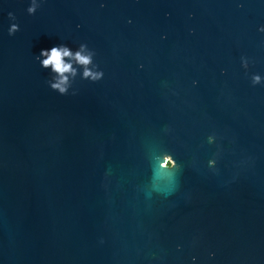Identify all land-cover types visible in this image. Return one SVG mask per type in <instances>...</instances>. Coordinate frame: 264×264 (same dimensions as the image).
<instances>
[{
	"label": "water",
	"instance_id": "obj_1",
	"mask_svg": "<svg viewBox=\"0 0 264 264\" xmlns=\"http://www.w3.org/2000/svg\"><path fill=\"white\" fill-rule=\"evenodd\" d=\"M30 3L0 0V264H264V0ZM81 43L104 76L60 95L35 57Z\"/></svg>",
	"mask_w": 264,
	"mask_h": 264
},
{
	"label": "clouds",
	"instance_id": "obj_2",
	"mask_svg": "<svg viewBox=\"0 0 264 264\" xmlns=\"http://www.w3.org/2000/svg\"><path fill=\"white\" fill-rule=\"evenodd\" d=\"M242 6V5H241ZM103 7V5H101ZM28 14L32 15L36 12V6L34 4V0H31L30 6L27 8ZM9 18L16 19L13 13H8ZM131 22V21H129ZM17 31H19L18 24H12L11 28H9V35H14ZM260 31H264V28H261ZM95 52L91 50L87 44L81 43L76 50L66 46L59 45L54 46L50 50H42L40 55L36 56L35 59L39 61L40 65L44 69H50L52 73V78L48 81L50 88L53 91L58 92L60 95H67L69 93L70 87L69 85V76L73 78V82L75 80L77 74V68L73 65L83 66V75L81 76L82 80H88L91 82H97L101 80L104 76L103 71L99 68V65L94 62ZM242 67L244 69L248 68V60L245 57L241 58ZM95 67V71L89 67V65H93ZM143 67V65H141ZM260 75L254 74L252 76V84L257 85L260 83ZM193 84H196V81H193ZM75 92H73V95ZM174 168V164L172 161H169L166 170L171 171ZM165 179L171 180L172 178L163 177ZM195 260V257H193Z\"/></svg>",
	"mask_w": 264,
	"mask_h": 264
}]
</instances>
